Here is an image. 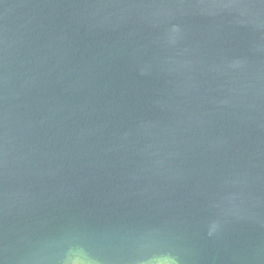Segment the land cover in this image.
Returning <instances> with one entry per match:
<instances>
[{"label": "water", "instance_id": "1", "mask_svg": "<svg viewBox=\"0 0 264 264\" xmlns=\"http://www.w3.org/2000/svg\"><path fill=\"white\" fill-rule=\"evenodd\" d=\"M264 264V0H0V264Z\"/></svg>", "mask_w": 264, "mask_h": 264}, {"label": "clouds", "instance_id": "2", "mask_svg": "<svg viewBox=\"0 0 264 264\" xmlns=\"http://www.w3.org/2000/svg\"><path fill=\"white\" fill-rule=\"evenodd\" d=\"M41 259L38 258L37 264H40ZM62 264H101V261L86 251H77L71 257L66 258ZM134 264H180V261L175 254L165 253L161 256L135 261Z\"/></svg>", "mask_w": 264, "mask_h": 264}]
</instances>
